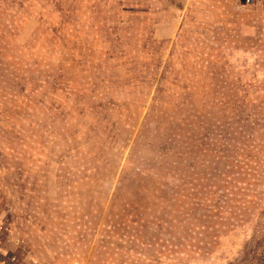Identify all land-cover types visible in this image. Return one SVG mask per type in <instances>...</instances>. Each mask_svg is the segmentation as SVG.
<instances>
[{
  "label": "rangeland",
  "instance_id": "374dc122",
  "mask_svg": "<svg viewBox=\"0 0 264 264\" xmlns=\"http://www.w3.org/2000/svg\"><path fill=\"white\" fill-rule=\"evenodd\" d=\"M0 240L40 264H264L257 1L0 0Z\"/></svg>",
  "mask_w": 264,
  "mask_h": 264
},
{
  "label": "built area",
  "instance_id": "2783aa9c",
  "mask_svg": "<svg viewBox=\"0 0 264 264\" xmlns=\"http://www.w3.org/2000/svg\"><path fill=\"white\" fill-rule=\"evenodd\" d=\"M260 11L262 30L264 32V0H256ZM0 264H40L33 259H20L14 250H11L0 240Z\"/></svg>",
  "mask_w": 264,
  "mask_h": 264
},
{
  "label": "trees",
  "instance_id": "16d2710c",
  "mask_svg": "<svg viewBox=\"0 0 264 264\" xmlns=\"http://www.w3.org/2000/svg\"><path fill=\"white\" fill-rule=\"evenodd\" d=\"M152 103L155 104V106H153L152 111H150L151 120H149V122H147V124L146 123H144V124H146L147 126H150V125H154V122H156L157 126H159V128H160V126H161L160 118H162L163 111H158V110L160 109L161 105L164 103L163 98L162 97H157V98L155 97V98H153ZM163 115L166 117H169V115L167 113H164ZM128 120H129V118H128ZM170 121H171V119L165 120L164 122H162V124H167ZM178 121H181V120H178ZM143 122H144V120H143ZM125 124H127V123L125 122ZM128 127H129V125L126 126L125 128H128ZM173 138L176 139L174 142L179 140L176 135L174 136V135H171L170 133H168L167 136H165L166 140L167 139L171 140ZM186 141L185 142L181 141L185 145H184V149L182 151L176 152V153H179L178 155H184V154L190 153L191 147L188 146V139H186ZM189 147H190V149H189ZM187 149H188V152L186 151ZM138 171H140V168H138ZM256 264H258V262H256Z\"/></svg>",
  "mask_w": 264,
  "mask_h": 264
}]
</instances>
